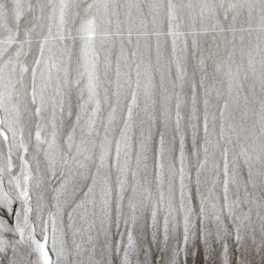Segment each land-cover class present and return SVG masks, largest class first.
<instances>
[{"label":"snow or ice","instance_id":"1","mask_svg":"<svg viewBox=\"0 0 264 264\" xmlns=\"http://www.w3.org/2000/svg\"><path fill=\"white\" fill-rule=\"evenodd\" d=\"M0 264H264V0H0Z\"/></svg>","mask_w":264,"mask_h":264}]
</instances>
